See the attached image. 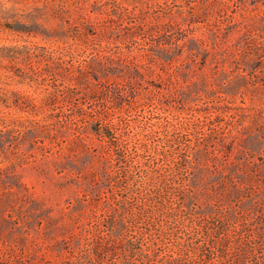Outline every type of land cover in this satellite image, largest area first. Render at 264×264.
Masks as SVG:
<instances>
[{"label": "rangeland", "instance_id": "374dc122", "mask_svg": "<svg viewBox=\"0 0 264 264\" xmlns=\"http://www.w3.org/2000/svg\"><path fill=\"white\" fill-rule=\"evenodd\" d=\"M243 1L244 4L239 0H0V129H11L5 147L0 145V264L61 262L59 252L65 237L85 222L91 211L87 207L81 213L78 207L79 201L87 202L90 195L78 190L72 181L79 171L85 173L90 168H84L79 149L77 153L71 148V138L55 131L51 136H25L27 129L39 125L36 119L51 122L48 115L52 110L47 102L53 95L58 97L56 111L64 114L63 121L55 127L73 130L88 126L90 131L92 126L104 125L111 129V148L117 157L109 169L113 175L111 187L98 198L97 210L104 211L107 197L136 208V215H126L128 233L138 239L140 247L139 252H132L136 255L132 264H162L177 250L184 259H191V264H238L235 259L241 246L250 251L247 264H264V201L247 211L235 204L239 217L230 218L223 199L214 194L211 201L217 214L211 226L218 227L225 233L223 237H231L232 242L225 249L216 247L208 255L206 251L195 254L180 250L183 238L204 242L209 239L204 228L207 225H192L201 209L188 208L184 197L197 195L204 201L206 196L194 188L187 191L185 186H177L200 173L196 149L211 130L235 133L243 125L256 127L235 106L264 105V76L240 81L234 91L232 86H238L239 78L231 72L227 77L230 93L223 92L224 82L216 78L211 84L216 87L214 97L183 102L159 95L152 82L142 77L129 85L124 77L97 80L93 76L94 64L98 65L95 58L100 54L108 51L129 53L137 59L147 57L161 43L164 30L183 22L190 13L204 21L181 33L183 36L191 32L201 35L203 25L213 22L244 17L262 22L263 0L251 5L254 0ZM94 5L96 11H92ZM126 21H132L133 26L125 27ZM90 23L99 24L106 32H99V39L86 35L83 30L90 28ZM48 30L53 36L48 35ZM53 61L59 64L50 69ZM117 88L128 92L118 105L114 92ZM89 133V139L97 141L96 134ZM213 149L210 143L209 150ZM231 160L236 167L227 172L242 168L250 172L264 170V148L260 152L247 149L240 158L232 153ZM177 163L180 170L174 171ZM99 170L96 176L101 175ZM13 171L17 178L12 181L17 185L9 190L4 182ZM153 174L165 179L167 187L163 189L157 181L153 191L147 189L146 179ZM248 185L250 194L263 195L264 175L251 178ZM215 188L210 184L209 192L214 193ZM133 190L139 198L134 197ZM160 190L168 197L172 195L168 198L169 210L176 211L177 216L168 217L155 209L160 199L152 192L159 195ZM148 197L155 201H147ZM202 201L200 205H204ZM177 219H183L185 227ZM202 222L206 224L207 220ZM108 228L105 225L96 233L108 236ZM144 248L155 255L147 258ZM127 254L130 252L124 249L107 255L104 264H117ZM74 255L78 264H86L84 258L97 259L90 246Z\"/></svg>", "mask_w": 264, "mask_h": 264}, {"label": "trees", "instance_id": "16d2710c", "mask_svg": "<svg viewBox=\"0 0 264 264\" xmlns=\"http://www.w3.org/2000/svg\"><path fill=\"white\" fill-rule=\"evenodd\" d=\"M239 1L243 4L245 3L243 0ZM257 2L258 0L250 1V5L258 4ZM262 2L264 4V0ZM93 8L92 11H96L97 7L95 5ZM201 18L196 13H190L183 19V22L173 24L174 27L166 28L164 33L161 34L162 44L158 43L151 53H147V57L137 59L135 55H130L129 53L121 55L105 51L95 58L98 65L94 64L93 67L94 78L101 80L103 77L105 79L106 76L124 77L127 79L126 83L132 85L135 79L142 77L152 82L156 93L163 97L175 100L180 99L181 101H193L199 98L214 97L216 95V87H211V84L216 81V78L224 82L223 92L230 93L232 87L234 91L239 88L240 81L259 80L264 76L263 17L261 18L262 22H257L255 19L247 17L228 20L224 23L213 22L203 25L204 29L201 35H196L192 32L184 36L181 35L184 31L192 30V26L198 22H203L204 20ZM185 25H187V28L184 27ZM129 26H133L132 21H126L125 27ZM90 28H86L83 32L86 35L98 37V39L99 32H106L105 28L96 23H90ZM48 35L53 36L51 30H48ZM100 46L104 47L102 44ZM147 51L149 52L150 50ZM57 64L59 63H51L49 68L54 69ZM231 72L237 73L239 78V81H237L238 86H230L227 77ZM189 76L196 77V79L189 80ZM114 92L116 97L115 104L117 105L128 95V92L121 88H117ZM184 96L188 98H184ZM206 102L212 101L206 100ZM57 103L58 97L53 95L47 102V106L52 110L48 115L51 118V122H42L36 119L39 125L27 129L25 136L33 138L39 135L51 136L55 131L57 134L71 138V148L76 152L79 149L84 156V168L89 167L91 169L90 172L89 169L85 173L79 171L78 177H75L72 181L78 190L88 191L90 195L87 197V202L80 200L78 207L81 213H84L87 207L91 208V211L87 213L86 221L78 225L77 229L71 230L69 235L65 237L59 252L62 259L61 262L51 263L50 261H45L43 264H78L79 260L74 253L77 250H83L86 246H90V250L95 253L97 258L96 260L84 258L83 261L86 264H97L98 262H103L102 264H104L105 256L115 255L116 252L124 249L128 250L130 254H127L126 257L123 256L122 258L124 259H121L117 264H132V257L136 256L132 252H139L140 247H137L138 239L128 233L129 226L126 215H136V208L128 202L117 204L110 197H107L104 211L100 212L97 210L99 205L98 198L101 197L103 192H108L107 189L111 187L113 175L109 169L113 158L117 157L111 148L114 140V136L110 133L111 129L104 125L92 126L90 131H88V126L73 130L63 128V126L55 127V125L63 121L64 117L62 112L56 111ZM213 104L216 106V102ZM235 107L243 110L244 116L249 117L256 124V127L243 125L235 133L211 130L202 145L196 149V160L200 166V173H197L189 182L177 184L178 187L185 186L187 191L191 190V188H194L196 193L202 191L206 196L205 200L202 201L197 195L187 194L184 200L188 208L192 209L195 207V211H198L199 208L201 209L197 212L199 215L198 217L196 216L192 225L197 228L207 225L204 228H207L206 231L209 236V239L204 242H198L193 237L183 238L181 251H190L195 254L206 251L208 255L216 247L225 249V247L231 245V237H223L224 232L218 227L211 226L212 223L210 221L217 214L211 201V199L215 198L214 194H219L218 196L223 199V205L227 207L228 217L230 218L237 217V213L233 208L235 204L247 211L252 206H256L257 202L264 201V194H250V185H248L251 182V178L256 177V175H264V170L254 171L252 169V172H250L244 171V168H242V170L238 169L233 173L227 172V170L232 171L236 167L235 161L231 160L232 153L240 158L247 149L253 152H260L264 148V105L253 107L238 105ZM10 132L11 129H8L7 126L0 129L1 146L5 147L7 139L10 138ZM89 132L96 134L95 139L97 141L89 139ZM30 142L33 144V139ZM164 142L166 145L169 143L167 140ZM210 143L215 146L212 151L209 150ZM58 152L56 151V153ZM211 164L214 166L210 167ZM96 167H100L101 170L96 169ZM250 167V165H247V168L250 169ZM98 170L101 172L100 176L94 174ZM175 170H180L178 163L177 167L174 168ZM13 173L14 171L7 174L6 182H4L8 185L6 188L9 190H12L17 185L13 184L12 179L15 180L16 177L15 173ZM146 180L147 189L150 191H153L154 182L157 181L163 189L167 187L166 180L159 175L153 174L152 177ZM210 184L216 187L214 193L209 192ZM133 191L134 197L139 198L137 191ZM152 193L153 196L156 194L155 198L159 197L160 199L155 205V209L159 213L168 217L178 215L176 211L169 210L168 198H172V195L166 196L163 190H160L159 195L158 192ZM262 193H264V190ZM155 198L148 197L147 201H155ZM194 200H198L199 204ZM201 201L204 205H200ZM10 206H13V202L10 203ZM203 219L207 220L206 224H203ZM177 220L181 221L185 227L186 222L183 219ZM105 225L109 227L110 233L108 236L104 233H96V231H99L98 228ZM168 229L173 231L172 228ZM237 249L238 257H236L235 262L247 264L246 260L250 251L242 246ZM142 251L149 259L155 255L149 249L144 248ZM183 257L184 255L177 250L175 255L164 259L165 261L162 264H191V259H184Z\"/></svg>", "mask_w": 264, "mask_h": 264}]
</instances>
